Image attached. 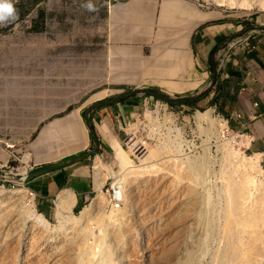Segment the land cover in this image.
Returning <instances> with one entry per match:
<instances>
[{
  "label": "rangeland",
  "instance_id": "374dc122",
  "mask_svg": "<svg viewBox=\"0 0 264 264\" xmlns=\"http://www.w3.org/2000/svg\"><path fill=\"white\" fill-rule=\"evenodd\" d=\"M113 1L124 3L128 0ZM164 1L159 0L155 11L130 7L115 14L112 30L121 36L130 37L131 34L133 41H141L143 44H140L139 51L122 55L131 56L132 59L120 57L112 61L107 70L103 64L95 71L94 30L99 23V16L104 19L106 11L89 10L86 5L91 3L95 8L97 0H12L18 18L7 26H0V144L14 151L6 167L9 166L13 173H18L27 165L36 167L46 161L45 154L48 151L54 153L56 161L65 159L62 156L70 151L61 147L66 139L63 131L45 134L43 131L73 109L81 111L79 133L81 136V130L85 129L89 140L85 150L77 153L81 154L93 147L83 113L96 101L109 99L134 88H150L172 97L186 98L205 90L212 76L199 87L183 90L174 89L173 86L185 85L188 80L179 76L165 79L163 76L165 67L158 62L163 56L176 51V43L180 42L177 36L179 27L176 26L185 24L188 14L180 7L165 5ZM181 1L183 4H194L199 11H224L235 19L264 16V7L260 5L247 9L224 6L218 0ZM124 71L130 72L134 78L129 80L115 75ZM100 93L104 94L95 97ZM207 98L192 106L166 103L146 95L125 101L134 115L117 122L112 132L106 134L116 138L137 165L142 164L140 159L143 156L134 154L129 139L132 137L148 142L149 149L157 152L150 162H165L160 171L152 174L150 182L140 172L134 175L132 183L125 181L120 175V160L118 162L115 159L109 139L98 128L96 121L103 143L97 155L83 161L89 164L94 177L96 172L104 171L103 176L107 177L104 182L106 188L113 183L116 192L121 191L125 185V200L121 199V194L109 197L101 188L92 194L86 204L72 209V212L62 208L57 210L56 205L53 206L55 213L53 211L51 216L44 215L47 223L39 225L36 222L42 210L35 194H31L33 192L27 184L18 185L19 180L6 174L0 186L4 184L3 189L14 192L22 189L24 197L22 201H17L16 208L12 204L0 203V264H24L27 246H41L40 250L46 251L53 243L73 239L77 235L76 229L85 225L82 217L86 210L92 214L100 212L97 218H104L102 223L101 219H97L87 225L92 230L86 227V231H90V236L95 239L98 230L106 227L110 230L107 239L114 244L112 234L115 235L116 220L120 223L123 241L114 247L113 258L116 261L109 264H181L180 250L189 231L185 225L186 229L183 230L181 217L183 219L187 202L194 198L188 194L200 192H207L209 207L205 209L208 220L197 225L199 236L202 240L205 238L207 251L199 264H264V172L256 173L241 166L243 158L231 160V144H234L233 147L238 145L233 140L232 143L223 142V134V137H218L220 129L216 122H201L197 119L198 112L209 109H213L214 119H227ZM69 106L72 109L69 110ZM233 133L239 132L229 121L227 139ZM242 149L247 157L255 153L250 145ZM26 157L29 158L27 162ZM98 159L107 166L101 172L97 167ZM260 164L264 169L261 156ZM195 166L206 168L207 176L203 181L207 180L208 189L205 192L193 174ZM233 170L238 178L247 172L255 180L254 194L245 210H241L237 199H234V180L229 175ZM190 185L191 189L188 188ZM105 195L113 201L109 202ZM198 205L193 207L196 213L198 209H204ZM5 213L12 215L5 217ZM170 214L180 222L173 224L164 234L154 231ZM142 217L147 219L145 224L139 221ZM21 218L26 221L22 223ZM74 219L78 221L74 222ZM150 228V254L153 250L161 251L165 244L170 249L158 253L153 263L144 251L147 242L144 233L148 234ZM201 228L209 237L204 235ZM135 231L140 236L136 237ZM132 241L137 245V251L131 250L134 244ZM99 244L101 246V242ZM83 245L81 253L75 254L78 261L70 264L79 263L82 256H87L88 246ZM33 261L30 258L29 263L33 264Z\"/></svg>",
  "mask_w": 264,
  "mask_h": 264
},
{
  "label": "crops",
  "instance_id": "0c3cea01",
  "mask_svg": "<svg viewBox=\"0 0 264 264\" xmlns=\"http://www.w3.org/2000/svg\"><path fill=\"white\" fill-rule=\"evenodd\" d=\"M164 3L167 6L180 7L188 12L186 23L176 26L179 27L177 36L180 40L176 43V51H172L174 54H170L171 56H163L158 62L165 67L166 72L163 74L165 79L179 76L189 81L182 86H173L174 89L183 90L201 86L208 77L213 75L212 55L217 47L225 45L231 36L246 28L247 24L249 26L254 24L264 26V16L235 19L234 16L225 14L224 11H199L190 2L183 4L181 0H165ZM158 5L159 0H128L124 3H114L113 0H97L95 9L106 12L104 19L99 16V23L94 30L95 71H98L103 64L107 70L112 61H117L120 57L126 60L132 59L131 56L122 55L139 51L140 44H143L141 41H133L131 34L130 37L128 35L121 36L112 30L115 14L130 7L138 8L141 11H155ZM251 38L256 44L252 51H247L243 45L235 43L236 39L217 52L215 57L217 80L207 99L221 110V113L229 119L237 132L249 139L245 148L250 145V148L255 152L253 156H261L264 161V32H253ZM115 75L129 80L134 78L127 71ZM122 79L118 78V80ZM103 94L100 93L95 97H100ZM70 107L72 106H69L68 109ZM130 110L131 107L127 106L124 101L115 106L101 107L92 113L91 117L100 139V146L103 143V137L97 131L96 121L98 120V128L103 133H111L117 122L125 121L134 115ZM80 120L81 111L73 109L64 118L55 120L43 131L44 134L50 131H63L66 139L61 147L68 148L70 151L62 156L66 157L65 159L77 155L89 145L85 129L81 130L80 136L78 129ZM107 137L114 150L115 159L119 162L118 155L120 148L123 147L113 136L107 135ZM41 147H43L42 144ZM7 148L0 144V181L6 177L4 168L14 153L13 150H7ZM124 152L127 155L125 150ZM45 155L46 161H43L41 165L59 162L55 160L54 153L48 151ZM97 162L103 164L101 159H98ZM25 168L34 167L27 165ZM19 171L22 172L23 169ZM103 173L104 171L96 172L94 177L89 164L83 161L38 176L26 184L35 194L42 214L51 216L55 205L58 210L61 209L59 207L61 204L72 205V209L86 204L92 194L104 186L107 177L104 178Z\"/></svg>",
  "mask_w": 264,
  "mask_h": 264
},
{
  "label": "bare ground",
  "instance_id": "6f19581e",
  "mask_svg": "<svg viewBox=\"0 0 264 264\" xmlns=\"http://www.w3.org/2000/svg\"><path fill=\"white\" fill-rule=\"evenodd\" d=\"M218 1L220 2L221 5H224V6L227 5V6L247 8V9H252L254 5H260L261 7H264V0H218ZM212 112H213V109H209L205 112H198V113L196 112L197 113L196 117L201 122L202 121L203 122H210V121L216 122L220 129L218 137L220 138L223 137L222 136L223 134L224 135V138L222 139L223 142L232 143V140H233L238 145V147L237 146L233 147L234 144H231L232 147H230V159L235 160L238 157L243 158V161H241L242 163L240 164L241 166L243 165L246 168L248 167L249 169H251L252 171H255L256 173L264 172V169L262 168L260 164L259 156L247 157L246 155H244V153H242L243 152L242 147H246L248 145L249 139L247 137H244V135L239 137L235 133H233V136L231 138L227 139L226 137V131H228L227 122L223 119H214L212 116ZM238 137L241 139L236 140V138ZM131 142H133V145H134L138 143V140H135L134 138H132V141H130V143ZM204 143L206 144V142ZM156 153L157 152L155 150L149 149V146H147V151L144 153V155H142L143 158L140 159L142 164L137 165L129 156H127L128 154L127 155L125 154L123 148H120V154L118 155L119 156L118 158L121 163L120 165L122 167L120 175L123 176V178H125V181H127V183L129 184L133 182L134 175L140 172L141 174L147 176V182H150L151 180L150 177L152 176V174H154L157 171H160L162 166L165 164L163 160H157L155 162H150V159L154 158L156 156ZM28 159L29 158L26 157L25 161L27 162ZM97 165H98L97 167L99 168V172L104 170L105 168L104 164H102L101 162H98ZM238 168H240L239 165H238ZM22 169L23 171L22 172L18 171V173L22 176V178H25L28 170L25 167H23ZM193 171H194L193 174L196 176V180L200 181L201 188L204 190V192L205 190L207 191L208 189L207 180L203 181L207 176L206 168L203 166V169H202V167L199 168L198 166H195V169ZM6 174L13 175L14 173L10 169H7ZM229 175H230V179L234 180V182H232L234 184V189H235L234 199H237L240 209L245 210L248 207L249 202L251 201V197L254 194L253 192V188L255 186L254 177H252V175L248 174L247 172L245 173L243 172L242 177L238 178L235 176L234 170L231 171ZM188 188L191 189L192 186L190 185L188 186ZM99 190H101V187L99 188ZM23 193L24 192L22 189L14 192V191H7L3 189V187L0 186V203L12 204V205H15V208H16L18 206L17 201H22L24 197ZM205 193L200 192L196 194L194 193L188 194L190 196H193L194 198H191L187 202V204L184 207L185 212L183 214L184 215L183 219L181 217V220H182L181 223L183 226V230H185L186 227L189 228L187 237L183 239V246H182L183 248L182 250H180L181 252H180L179 258L181 257V260H182L181 264H199L201 263V260L203 259L204 255L206 254L205 252H207L205 250V245H206L205 238L202 240V238L199 236L200 234L197 228V225L199 224V222L205 223L208 220L207 211L205 209L208 210L209 199L207 198V192ZM120 194H121V199L125 200L126 199L125 185L121 187V191H116L114 196L117 197ZM105 196H106L105 198L109 202L113 201V199L109 198L107 195ZM202 199L204 202H202ZM197 204L202 205V208L204 209H201V210L198 209L199 211L196 213L195 211H193V207L196 206ZM59 207L62 208L63 210H66L67 212H72V205L61 204L59 205ZM99 213L100 212L96 214L94 213L92 214L90 210H86L83 213V217H82L84 219L83 221L85 225H83L79 229H76L78 230L77 235L74 236L73 239H69V240L66 239L64 240V242H61L59 244L53 243L51 246L48 247V250L46 251H41L40 250L41 246L37 248H34L31 245L29 247L27 246V248L25 249V257H24L25 263L30 264L29 260L30 258H33L34 259L33 264H70L74 261H78L76 260L75 254L77 252L81 253L82 243L88 246V249H87L88 252H86L87 256L85 258L83 256L81 257L82 259V261L80 260L81 263L75 262L73 264H109L111 261L112 262L116 261V259L113 258V255H114L113 251H115L114 247L118 246L123 241V234L121 232L120 223L117 222L116 220V224H115L116 227L114 226L115 235L114 233L112 234L114 244H112V242L108 241L107 239L109 237L108 232L110 230L106 227L98 230L99 234L96 239L94 236H90V233H89L90 231H86V227L89 230H92V227L89 228L87 225H89L94 220L101 219V223H102L104 218H97ZM10 215L12 214L5 213V217H8ZM102 216L103 215L101 214V217ZM171 216L172 215L170 214L167 217H165L162 225L160 227H155L154 231L164 234V232L166 230H169L173 224L180 222L179 219L177 222ZM21 219H22V223L26 221L24 218H21ZM37 219H38V222L36 223L39 225H44L45 223H47V220L45 219L42 213L38 214ZM146 220L147 219H145V217H142L140 218L139 221L142 224H145ZM73 221L76 222L78 220L74 219ZM184 225L186 227H184ZM201 229L204 232V235L209 237L208 236L209 234H207V232L205 233L203 228ZM150 230L151 228L149 229L148 234L144 233L147 235V242H146V246H144L145 247L144 251H145L146 257L149 258L153 263L158 253H164L170 249L168 248L169 246L165 244V247L161 251L156 252L153 250L152 254H150L151 252V249H149V246H150L149 241H151ZM134 233L136 237L140 236L138 232L135 231ZM159 240H161V238L158 239V241ZM100 242H101L102 247L99 244ZM132 242L134 243V241ZM70 247H75V248L70 249ZM131 250L137 251V245L135 243L131 245ZM32 254H34V256H32Z\"/></svg>",
  "mask_w": 264,
  "mask_h": 264
},
{
  "label": "water",
  "instance_id": "95a60500",
  "mask_svg": "<svg viewBox=\"0 0 264 264\" xmlns=\"http://www.w3.org/2000/svg\"><path fill=\"white\" fill-rule=\"evenodd\" d=\"M253 32H264V26L253 25V26H249L247 28H244L240 32L231 36L225 45H223L221 47H217L215 49V51L212 55L213 75H212V78H211L209 84L207 85V87L205 88V90L203 92L197 94L194 97L186 98V97H172L169 95H165L158 90H154V89H150V88H134V89H130L124 93L113 96L109 99L96 101L91 106H89L84 112L85 122L87 124L88 130L90 132L91 139L93 142L92 149L87 150L85 152H82L81 154L74 155L72 157H69V158L64 159L62 161H59V162L47 163V164H43V165L31 168L30 170H28L25 178H22V176L19 173H14L12 175V177L16 178L17 180H21L23 183L26 184L30 180H32L38 176L67 168L71 165H74V164L80 162V161H83V160L88 159V158L90 159L91 157L97 155L100 151V139H99V136L96 132L95 125L93 123L91 115L94 111L98 110L101 107L121 103L122 101L129 100L133 97H137L140 95L151 96V97H154L157 99H161L166 103H173V104H195V103H198L199 101L205 99L210 94L211 90L215 87V84H216L217 69H216V65H215V57H216L217 52L219 50H221L222 48H225L229 43L233 42L234 40H236V39H238L244 35L251 34ZM6 169H9V166L6 167Z\"/></svg>",
  "mask_w": 264,
  "mask_h": 264
},
{
  "label": "built area",
  "instance_id": "2783aa9c",
  "mask_svg": "<svg viewBox=\"0 0 264 264\" xmlns=\"http://www.w3.org/2000/svg\"><path fill=\"white\" fill-rule=\"evenodd\" d=\"M235 43H239V44L243 45L247 51H252L256 47V44L252 41L251 34H247V35H244V36L238 38ZM223 120H225L227 122V126H228L229 119L228 118L227 119L223 118ZM131 135H134V134H131ZM242 135L243 134H241V133H237V136H239V137L242 136ZM128 138H129V136H128ZM130 141H132V137L129 139V144H131V146H132L131 149L134 151V154L137 153V154L144 155V153L147 151V146H149L148 142L146 140L138 141L137 144L133 145V142L130 143ZM2 181H5V180H2ZM20 181L21 180L17 181L18 185H24V183L20 182ZM2 187H4V184H2ZM102 191L105 192L109 197L113 198V196L115 194L114 184L111 183L110 186L107 187V188L104 185L102 187ZM31 194L34 195V193H31Z\"/></svg>",
  "mask_w": 264,
  "mask_h": 264
},
{
  "label": "clouds",
  "instance_id": "9594fccd",
  "mask_svg": "<svg viewBox=\"0 0 264 264\" xmlns=\"http://www.w3.org/2000/svg\"><path fill=\"white\" fill-rule=\"evenodd\" d=\"M86 7L89 10H95L91 3L86 5ZM17 18L18 13L12 0H0V26H7L8 23L14 22Z\"/></svg>",
  "mask_w": 264,
  "mask_h": 264
},
{
  "label": "trees",
  "instance_id": "16d2710c",
  "mask_svg": "<svg viewBox=\"0 0 264 264\" xmlns=\"http://www.w3.org/2000/svg\"><path fill=\"white\" fill-rule=\"evenodd\" d=\"M125 101H126V100H125ZM122 102H124V101H122ZM187 105L192 106V105H194V104H187ZM71 108H72V107H70L69 110H70Z\"/></svg>",
  "mask_w": 264,
  "mask_h": 264
}]
</instances>
